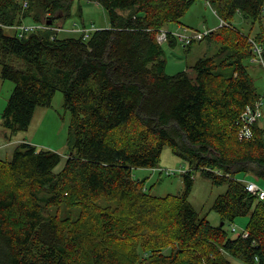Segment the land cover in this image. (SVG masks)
Returning a JSON list of instances; mask_svg holds the SVG:
<instances>
[{
	"label": "trees",
	"instance_id": "obj_1",
	"mask_svg": "<svg viewBox=\"0 0 264 264\" xmlns=\"http://www.w3.org/2000/svg\"><path fill=\"white\" fill-rule=\"evenodd\" d=\"M76 1L102 7L110 25L89 39L14 29L50 20L56 27ZM206 1L248 33L235 25L211 31L201 42L216 54L168 75L158 34L184 25L197 0H0V78L15 86L5 127L28 129L57 92L71 115L68 154L23 143L0 158V264H264V200L234 179L264 177V107L253 138L239 136L240 116L264 101L249 70L263 69L250 39L264 58V0ZM165 147L228 184L213 206L221 225L186 199L192 169L183 196H154L134 177L157 168ZM240 218L249 219L248 238L227 229Z\"/></svg>",
	"mask_w": 264,
	"mask_h": 264
},
{
	"label": "rangeland",
	"instance_id": "obj_2",
	"mask_svg": "<svg viewBox=\"0 0 264 264\" xmlns=\"http://www.w3.org/2000/svg\"><path fill=\"white\" fill-rule=\"evenodd\" d=\"M184 19V25L189 26L192 30L205 32L206 22H213L220 27V20L216 11L209 5L206 0H197V3L190 9ZM234 25L238 31L248 33L244 29V23L238 18ZM201 22V24L199 23ZM56 24L64 27L65 30H93L94 28L105 29L110 25L107 12L97 4L76 1L71 9V17L56 21ZM233 25V26H234ZM210 26V25H209ZM248 24L246 23V28ZM182 26L170 24L168 29L173 32H180ZM189 28V29H190ZM60 38H79L81 34L76 32H61ZM166 52L167 74L176 75L197 60L210 57L216 54L217 46L210 45L206 41L195 42L191 47H186L179 43L175 48L169 46V42L163 44ZM258 63L257 61L254 64ZM251 76L255 79L256 85L263 90L264 88V70L257 65L249 68ZM2 68L0 66V76ZM14 83L0 78V158L9 160L13 157L16 149L23 143L36 146L39 149H48L61 155L69 153L68 138L71 115L64 108V95L57 92L53 99L52 107H39L36 110L31 126L26 130H10L5 127L4 114L8 107L10 97L14 91ZM65 158L56 168L60 172L65 166ZM192 169L187 160L175 155L170 147H165L161 159L155 169H136L134 177L136 179L146 180L147 188L157 197L166 196H183L186 193L184 172ZM191 188L189 189L186 199L202 216H206L213 226L221 225L218 214L213 211V206L217 198L228 191V184H216L213 179L205 175L196 168L192 169ZM234 179L240 182H255L264 189V177L257 176L253 173H239ZM249 222L247 218H240L234 224L227 225L232 235H241ZM235 228L237 231L233 232ZM233 264H238L232 261Z\"/></svg>",
	"mask_w": 264,
	"mask_h": 264
},
{
	"label": "built area",
	"instance_id": "obj_3",
	"mask_svg": "<svg viewBox=\"0 0 264 264\" xmlns=\"http://www.w3.org/2000/svg\"><path fill=\"white\" fill-rule=\"evenodd\" d=\"M25 7L28 6L27 3L24 5ZM220 27L219 28H232L233 26L224 21L223 19H220ZM1 26V24H0ZM19 32L20 37H23L24 34L28 32H34L38 30H52L56 33H61V32H76L79 34H82L84 39H89L90 35L92 32H94L97 29L93 30H70L67 31L63 29L62 27H51L48 25H28L24 24L22 26H17L14 28ZM211 33L210 30H207L205 32H199L197 30H192L189 28H182L180 32H173L169 31V29L161 30L160 33L158 34V41L160 44H164L169 41L170 37H173L177 39V41L184 46H191L195 42H201L203 41L206 37L209 36ZM250 42L253 45V50L256 54V58L252 60L253 62L257 61V56H258V63L261 64L264 70V58H263V49L258 45L253 39H250ZM264 107V101L260 100L255 103L254 106H249L245 112L240 116L239 120V136L240 139H245V140H251L253 138V131L252 127L253 125L262 118L263 112L262 108ZM216 174L222 176V173L219 171H215ZM246 186V191L253 196H257L260 200H264V189H262L258 184L255 182H244ZM233 232H236L237 230L235 228L232 229ZM243 238H248L249 234L246 230L241 234ZM254 264H260V260L258 257L255 258Z\"/></svg>",
	"mask_w": 264,
	"mask_h": 264
},
{
	"label": "crops",
	"instance_id": "obj_4",
	"mask_svg": "<svg viewBox=\"0 0 264 264\" xmlns=\"http://www.w3.org/2000/svg\"><path fill=\"white\" fill-rule=\"evenodd\" d=\"M189 14V13H188ZM200 24H201V22H199ZM205 27H206V29L207 30H210V31H213V30H216V29H218L219 28V26H217V25H214V23L213 22H211V23H209V22H206L205 24ZM210 25V26H209ZM178 26H182V27H186V28H190L189 26H187V25H178ZM60 27H62V26H60ZM63 29H64V27H62ZM191 29V28H190ZM100 30V29H99ZM67 31H69V30H67ZM69 33V32H68ZM184 71H186V70H184ZM181 73V72H180Z\"/></svg>",
	"mask_w": 264,
	"mask_h": 264
},
{
	"label": "water",
	"instance_id": "obj_5",
	"mask_svg": "<svg viewBox=\"0 0 264 264\" xmlns=\"http://www.w3.org/2000/svg\"><path fill=\"white\" fill-rule=\"evenodd\" d=\"M52 24H53V21L52 20H50V21L47 22V25H49V26H51ZM222 225H223V223H222Z\"/></svg>",
	"mask_w": 264,
	"mask_h": 264
}]
</instances>
